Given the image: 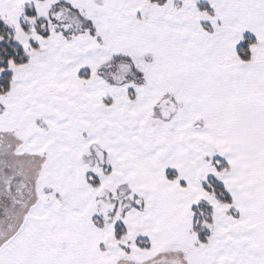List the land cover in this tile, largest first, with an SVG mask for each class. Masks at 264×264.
Here are the masks:
<instances>
[{
	"label": "snow or ice",
	"instance_id": "snow-or-ice-1",
	"mask_svg": "<svg viewBox=\"0 0 264 264\" xmlns=\"http://www.w3.org/2000/svg\"><path fill=\"white\" fill-rule=\"evenodd\" d=\"M0 264H264V0H0Z\"/></svg>",
	"mask_w": 264,
	"mask_h": 264
}]
</instances>
